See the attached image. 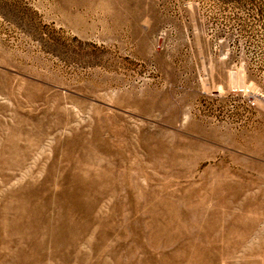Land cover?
<instances>
[{
  "label": "rangeland",
  "instance_id": "374dc122",
  "mask_svg": "<svg viewBox=\"0 0 264 264\" xmlns=\"http://www.w3.org/2000/svg\"><path fill=\"white\" fill-rule=\"evenodd\" d=\"M0 264H264V0H0Z\"/></svg>",
  "mask_w": 264,
  "mask_h": 264
}]
</instances>
